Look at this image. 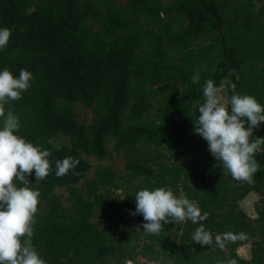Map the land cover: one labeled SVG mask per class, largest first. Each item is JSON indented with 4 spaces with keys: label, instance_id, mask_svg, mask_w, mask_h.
I'll return each mask as SVG.
<instances>
[{
    "label": "trees",
    "instance_id": "1",
    "mask_svg": "<svg viewBox=\"0 0 264 264\" xmlns=\"http://www.w3.org/2000/svg\"><path fill=\"white\" fill-rule=\"evenodd\" d=\"M5 27L12 35L0 71L33 75L5 112L20 119L14 134L51 153L46 179L28 177L40 193L32 243L46 264H264V151L253 182L236 181L194 133L207 80L234 84L264 106V0H0ZM77 102L93 110L91 123L79 119ZM253 133L264 137V122ZM111 143L139 179L128 200L116 171L93 162L111 156ZM66 157L80 163L57 177L56 161ZM157 188L209 214L202 223L212 246L192 240L199 224L191 221L143 231V216L130 210L138 191ZM251 192L256 217L241 205ZM226 233L237 238L224 241ZM248 241L250 258L238 252Z\"/></svg>",
    "mask_w": 264,
    "mask_h": 264
},
{
    "label": "clouds",
    "instance_id": "2",
    "mask_svg": "<svg viewBox=\"0 0 264 264\" xmlns=\"http://www.w3.org/2000/svg\"><path fill=\"white\" fill-rule=\"evenodd\" d=\"M11 35V29L0 28V50L5 48ZM32 79V73L25 69L20 70L18 77L7 68L0 71V118H4L0 128V264H46L32 243L40 193L30 187L28 177L34 171L36 181L46 179L51 167L48 159L51 153L14 134L21 127L20 119L10 109L5 112V104L21 99L22 93L30 88ZM191 79L192 83H199V74ZM229 90L233 94L226 104L222 93ZM203 97L194 133L207 141L211 155L234 180L251 184L254 175L260 171L254 157L264 151V137H256L253 133L264 122V106L250 95L236 93L234 84L221 83L217 87L212 80L206 81ZM55 147L59 149L60 145ZM79 163L72 157L57 160L56 176L67 175ZM73 174L78 175L74 171ZM17 183L23 186L17 187ZM135 204V211L130 210V215L143 216L145 233L159 235L163 225L170 223L169 218L179 222L191 221L199 224L192 240L212 246V236L202 223L209 214H201L199 206L188 198H177L171 188L140 190L135 195ZM236 238L231 233L223 234L224 241H235ZM240 238H244V234H240ZM216 246L225 247L219 235ZM226 264H236V261L230 260Z\"/></svg>",
    "mask_w": 264,
    "mask_h": 264
},
{
    "label": "rangeland",
    "instance_id": "3",
    "mask_svg": "<svg viewBox=\"0 0 264 264\" xmlns=\"http://www.w3.org/2000/svg\"><path fill=\"white\" fill-rule=\"evenodd\" d=\"M225 97L224 103H228V97L225 93H222ZM76 112L79 116V119L87 124L91 123L94 118V113L91 108L85 107L81 102H77L75 105ZM61 142H68L67 137L61 136L59 139ZM109 150L111 153V156L105 160L102 161H96L93 159L94 164L101 162L109 167H111L113 170L116 171L118 176L120 177L121 184L123 185V189L119 190L122 194V197L126 200L129 199L128 193L131 192V186L133 184H136L139 182V179L135 178L126 168V161L127 158L124 156L122 152H117L114 150L113 143L109 145ZM93 174V172L89 173V177ZM56 192L60 195L62 198L64 204H68V192L65 188H57ZM259 199V195L255 192H251L248 194L244 199L241 200V205L243 208L247 211V213L252 216L256 217L257 212L255 209V204L257 200ZM103 217L97 216L95 218V222L99 225H102ZM251 241H248L238 248V252L241 256L250 258L251 256Z\"/></svg>",
    "mask_w": 264,
    "mask_h": 264
}]
</instances>
